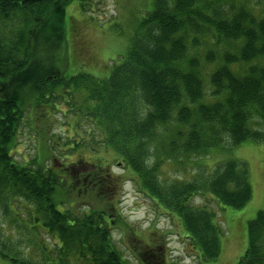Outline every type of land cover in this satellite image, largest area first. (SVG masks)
<instances>
[{"label": "trees", "instance_id": "trees-1", "mask_svg": "<svg viewBox=\"0 0 264 264\" xmlns=\"http://www.w3.org/2000/svg\"><path fill=\"white\" fill-rule=\"evenodd\" d=\"M73 1L0 0V259L130 264L112 237L111 215L76 211L70 198L79 183L112 205L116 185L104 159L82 172L84 158L57 167L41 161L52 156L45 150L30 160L15 156L29 109L35 119L36 109L54 112L64 103L75 125L71 150L112 151L156 205L179 218L199 260H217L224 235L217 210L192 201L208 192L217 206L245 207L253 197L250 170L228 158L207 173L198 161L264 141V0H153L102 78L65 72L61 22ZM78 1L83 12L94 4ZM165 164L198 173L166 181ZM24 230L26 247L13 233ZM247 230L237 264H264V209Z\"/></svg>", "mask_w": 264, "mask_h": 264}, {"label": "rangeland", "instance_id": "rangeland-1", "mask_svg": "<svg viewBox=\"0 0 264 264\" xmlns=\"http://www.w3.org/2000/svg\"><path fill=\"white\" fill-rule=\"evenodd\" d=\"M93 1L94 4L88 12L81 10L78 0H74L66 7L65 23H61L62 26L65 24L69 63L65 69L67 75L85 72L100 78L108 76L113 62L126 52L128 39L139 20L153 7V0ZM28 105L34 107L36 104L35 101H30ZM30 110L26 116L27 123L22 126L18 136L16 158L19 161L30 160L45 150L52 156L47 159L43 157L41 161L47 166L56 164L57 167H61L62 163L65 166L78 163L84 158L86 164L81 163L79 167L82 172H91L93 169L89 164L93 165L97 160L101 163V159H104L102 162L114 176L116 185L111 199L112 205L101 203L95 196L84 192L79 183L73 188L70 198L74 201L72 205L76 211L87 208L104 209L111 215L112 237L130 264H237L245 253L248 247L247 224L256 217L259 210L264 209V141L245 142L224 152L222 156L216 153L198 161L204 165L207 163V173L212 172L214 163L219 159L223 161L237 158L245 161L250 170L253 186L251 201L241 209L220 204L217 206L208 192L196 195L193 204L197 206L207 204L213 210H217V219L224 229L219 258L215 261H200L193 248L191 249L192 246L186 238L179 218L158 207L138 186L135 176L118 164V158L113 156L112 151L96 149L94 152L90 149H80L78 151L83 152V155L78 156L77 152L71 150L76 136L75 125L66 104L63 103L54 112L36 109L35 116H39L35 119ZM81 123L84 127L85 122L82 120ZM194 168L191 167L183 173L177 171L172 164H165L162 169L163 179L191 180L198 173ZM13 233L26 247L28 235L25 230ZM47 239L50 244L54 241L52 237ZM0 264L12 263L9 259H0Z\"/></svg>", "mask_w": 264, "mask_h": 264}]
</instances>
